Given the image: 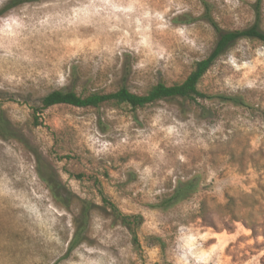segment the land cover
<instances>
[{"label": "rangeland", "instance_id": "obj_1", "mask_svg": "<svg viewBox=\"0 0 264 264\" xmlns=\"http://www.w3.org/2000/svg\"><path fill=\"white\" fill-rule=\"evenodd\" d=\"M256 3L0 0V113L12 125L0 136V264H264V42L240 39L213 63L199 83L212 98L41 109L56 89L182 82L218 29L264 30ZM234 96L246 104L223 99ZM102 193L143 216L139 246Z\"/></svg>", "mask_w": 264, "mask_h": 264}, {"label": "trees", "instance_id": "obj_2", "mask_svg": "<svg viewBox=\"0 0 264 264\" xmlns=\"http://www.w3.org/2000/svg\"><path fill=\"white\" fill-rule=\"evenodd\" d=\"M11 4L19 5L25 2L41 1V0H10ZM205 2V0H203ZM263 0H257L256 7L261 8ZM206 10L209 13V6L206 4ZM215 25V21L210 18ZM219 30V36L212 52L204 59L195 63L193 69L188 76L182 81L173 84L165 82H158L151 86L145 93H136L127 86H121L119 89L111 92L93 91L88 94H80L75 90L56 89L48 93L42 99L41 109H47L57 104H68L78 107H100L104 103H113L115 105H127L133 109L142 108L149 104H153L164 99L182 98L189 101L196 102L199 98H212L213 95L202 92L199 89V83L206 72L210 69L213 63L222 56L235 42L240 39L249 38L257 39L264 42V30L260 28L259 24L255 23L251 27L236 30ZM223 99L231 100L236 104L245 105L240 97H223ZM38 122V117H36ZM12 127L8 117L2 112L0 113V136L12 135ZM42 176L49 182L56 200H59L58 190L60 186L56 183L52 175H47L42 171ZM192 189L191 184H185L178 187L172 195L166 200V204L170 205L177 200L187 196ZM103 194V193H102ZM103 201L107 206L110 215L122 225H124L130 232L134 243L139 246L138 228L143 223V216L140 214H127L122 212L118 206L109 200L104 194ZM91 212V206L84 204L82 207V215L84 216V223L81 229L75 233L70 242V250L82 241V234L87 228V222ZM81 231V232H80Z\"/></svg>", "mask_w": 264, "mask_h": 264}, {"label": "bare ground", "instance_id": "obj_3", "mask_svg": "<svg viewBox=\"0 0 264 264\" xmlns=\"http://www.w3.org/2000/svg\"><path fill=\"white\" fill-rule=\"evenodd\" d=\"M180 17V16H179ZM152 35V34H151ZM154 39V38H153ZM179 40V39H178ZM91 41V40H90ZM180 41V40H179ZM53 53V52H52ZM61 53V52H60ZM63 53V52H62ZM56 54V53H55ZM47 56H49V55H47ZM41 67V66H40ZM28 68V67H27Z\"/></svg>", "mask_w": 264, "mask_h": 264}]
</instances>
